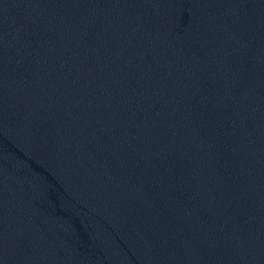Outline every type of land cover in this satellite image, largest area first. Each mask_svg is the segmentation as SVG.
Here are the masks:
<instances>
[{
	"label": "water",
	"instance_id": "95a60500",
	"mask_svg": "<svg viewBox=\"0 0 264 264\" xmlns=\"http://www.w3.org/2000/svg\"><path fill=\"white\" fill-rule=\"evenodd\" d=\"M0 264H264V0H0Z\"/></svg>",
	"mask_w": 264,
	"mask_h": 264
}]
</instances>
